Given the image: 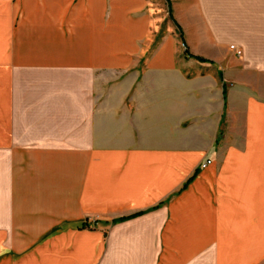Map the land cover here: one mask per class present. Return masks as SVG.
Masks as SVG:
<instances>
[{
	"label": "crops",
	"instance_id": "crops-1",
	"mask_svg": "<svg viewBox=\"0 0 264 264\" xmlns=\"http://www.w3.org/2000/svg\"><path fill=\"white\" fill-rule=\"evenodd\" d=\"M181 1L0 0V264L264 261V0Z\"/></svg>",
	"mask_w": 264,
	"mask_h": 264
},
{
	"label": "rangeland",
	"instance_id": "rangeland-1",
	"mask_svg": "<svg viewBox=\"0 0 264 264\" xmlns=\"http://www.w3.org/2000/svg\"><path fill=\"white\" fill-rule=\"evenodd\" d=\"M152 11L157 13V37L154 44H159L164 39V35L169 33L173 37V42L175 45L181 49L191 46H196L195 37L193 42H190V38H185V42L181 37V30L186 31L188 29L195 28L196 26V6L195 5H184L181 0H152ZM186 37V32H185ZM153 44V43H152ZM234 47V48H233ZM230 48L236 52V55L241 57L243 56V50L238 47L236 44H230ZM241 51V54H238L237 51ZM228 134H222L220 141H228ZM261 155H264V149L261 150ZM212 160V159H211ZM206 161V160H205ZM201 163V168H203ZM204 169V168H203ZM262 223L264 224V212L262 213ZM115 222V219L113 220ZM254 264H264V261Z\"/></svg>",
	"mask_w": 264,
	"mask_h": 264
},
{
	"label": "built area",
	"instance_id": "built-area-1",
	"mask_svg": "<svg viewBox=\"0 0 264 264\" xmlns=\"http://www.w3.org/2000/svg\"><path fill=\"white\" fill-rule=\"evenodd\" d=\"M234 48V47H233ZM238 52V54H241V51L239 50V51H237ZM212 163V160L211 159H207L203 164H202V166H203V168H206L208 165H210Z\"/></svg>",
	"mask_w": 264,
	"mask_h": 264
},
{
	"label": "trees",
	"instance_id": "trees-1",
	"mask_svg": "<svg viewBox=\"0 0 264 264\" xmlns=\"http://www.w3.org/2000/svg\"><path fill=\"white\" fill-rule=\"evenodd\" d=\"M181 37H182V39H183V34L181 35ZM195 58H197V59H200V60H203V58L202 57H200V56H195V55H193ZM139 214V213H138ZM138 214H135V215H131L129 218H131V217H133V216H136V215H138ZM126 218H128V217H124V218H122V220L123 219H126Z\"/></svg>",
	"mask_w": 264,
	"mask_h": 264
}]
</instances>
